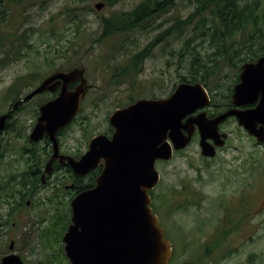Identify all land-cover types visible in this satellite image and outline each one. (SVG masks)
Instances as JSON below:
<instances>
[{
	"label": "rangeland",
	"instance_id": "rangeland-1",
	"mask_svg": "<svg viewBox=\"0 0 264 264\" xmlns=\"http://www.w3.org/2000/svg\"><path fill=\"white\" fill-rule=\"evenodd\" d=\"M26 1L30 7L31 47L27 57L18 61L20 63L14 62L13 66L0 69V112L7 106L6 89L13 77L28 76L33 90L52 72L84 68V77L95 89L86 94L77 120L61 137L68 151L81 149L83 142L94 132L103 131L114 109L126 107L151 94L159 98L168 97L172 87L181 83V77L189 76L193 62L191 52H198V58L204 62L210 60L217 49L216 45L202 43L200 32L193 33L191 27L180 35L173 30L156 46L150 47L152 40L170 28L176 19H185L193 12V0H178L148 30L116 33L104 39L101 37V20L113 14L128 13L143 0H120L112 5L102 0ZM96 3H103L104 6L96 10ZM188 39L190 42L186 46ZM243 40L244 36L238 33L228 45L230 49L232 46L237 48ZM147 48L148 55L140 62L136 72L139 71L132 73L128 84L122 85L120 78L115 77V71ZM225 60L218 57L215 63H209L207 87L204 86L210 98L209 106L204 108L207 116L225 109L228 103L226 97L244 64L236 58L231 63ZM203 75L199 72L197 79ZM196 83L201 84L199 81ZM48 97L42 95L35 98L32 107ZM30 119L28 113H21L15 124L0 134V148L3 154L5 152L0 162V182L10 174H21L27 168L22 147L28 141ZM221 125L228 137L225 146L214 158L201 156L199 138L195 134L187 149L175 153L168 162H156L160 181L152 191L151 205L172 244L171 264L264 262V205L258 209V204L264 203V145L257 144L234 119L230 118ZM42 146L39 143L36 148L39 150ZM62 174H56L49 184L41 185L32 197H25L28 206L22 208L16 227H0V259L9 252L12 240L16 254L25 259L24 264H67V260H63V246L59 244L61 225L49 231L46 238L39 237L41 228L55 218L57 205L52 200L55 193L62 195V202H65L61 212L69 208L70 190L65 187L71 183L62 180ZM57 188L61 189L60 192H56ZM243 194V204L252 198L251 206L254 205L258 212L252 219L256 228L254 238L238 246L225 241L232 237L226 235L230 229L242 225L241 221L237 222L241 206L231 207L224 198L235 203ZM222 204L226 205L228 216L226 222L222 220L221 223ZM0 205V216L4 219L7 206L3 202ZM42 218L47 221L39 227L36 222ZM217 227L224 229L225 233L222 230L216 233Z\"/></svg>",
	"mask_w": 264,
	"mask_h": 264
},
{
	"label": "water",
	"instance_id": "water-1",
	"mask_svg": "<svg viewBox=\"0 0 264 264\" xmlns=\"http://www.w3.org/2000/svg\"><path fill=\"white\" fill-rule=\"evenodd\" d=\"M103 6L96 3L94 7L100 10ZM238 78L230 99L233 107L214 117L203 110L210 104L204 86L182 82L166 98L139 99L114 110L109 117L114 129L111 139L98 135L79 160L66 158L64 165L76 176L86 175L104 161L95 186L70 201V224L62 237L68 264H170L171 243L152 213L148 194L160 180L155 164L170 161L174 152L185 150L195 133L201 156L214 158L227 138L219 133V125L229 118H234L257 144L264 145V54L255 62L244 63ZM74 83L77 85L69 90L68 85ZM58 87V95L40 106L29 135L31 143L46 136L52 145L53 155L44 167L42 184L58 155L57 133L73 121L88 89L84 68L46 77L26 100ZM254 104V108L240 109ZM8 117L9 113L0 116V133ZM1 264L23 262L10 254Z\"/></svg>",
	"mask_w": 264,
	"mask_h": 264
},
{
	"label": "trees",
	"instance_id": "trees-1",
	"mask_svg": "<svg viewBox=\"0 0 264 264\" xmlns=\"http://www.w3.org/2000/svg\"><path fill=\"white\" fill-rule=\"evenodd\" d=\"M108 5L115 4L120 0H102ZM178 0H143L141 3L128 13L113 14L108 18H103L100 22L102 33L101 37L109 38L116 33H126L132 30L145 31L148 30L153 23L156 25V19L168 11V9L175 6ZM195 8L185 19H176L174 24L167 29L163 34L156 37L151 42V46L157 45L162 37L168 35V31L175 32L176 35H180L184 30L191 27L193 33L199 31V37H201L202 43L207 42L209 45H216V52L212 54V58L207 61H200L198 52H191V58L193 62L189 68L190 74L186 77H181V83H196L197 81L207 87V74H209L210 64L215 63L216 59H226L231 63L233 59L245 62H254L260 56L264 54V0H193L191 1ZM241 33L244 36V40L238 47L230 46L228 43L232 38ZM186 40V46H188ZM149 47V48H150ZM149 48L144 50L138 55H134L129 62L124 66H121L115 71V74L120 76L125 74L129 77L132 73L140 67V62L148 55ZM231 50V51H230ZM182 54L178 53V56ZM243 55V57H241ZM225 60V61H226ZM139 71V70H138ZM137 71V72H138ZM136 72V73H137ZM199 72H203L204 75L200 76L201 79H197ZM190 78V80H188ZM236 82L238 79L235 80ZM232 89L229 90V95L226 97L228 103L224 108L230 106V96ZM213 115V114H212ZM210 115V116H212ZM3 152V151H2ZM2 157L0 156V162ZM41 172V166H30L23 174H10L8 178L0 182V204L3 202L7 206V211L3 219L0 216V227L3 226H17L21 216L20 212L22 208L26 207L25 197H32L37 193L38 188H41L40 180L37 177ZM50 182L47 181V184ZM93 184V183H92ZM89 185V187L92 186ZM77 192L82 191L86 187L76 186ZM60 188H57L56 192H60ZM2 194L5 195V199H2ZM68 201L72 199L74 193L70 191ZM152 194V192H150ZM54 198L57 205L55 218L46 226L40 230V238H46L49 231H53L55 227H60V237L65 231V228L69 222L68 215L70 210L61 212L62 206L65 202H62V195L55 193ZM1 206V205H0ZM66 218V219H65ZM60 219H63V221ZM47 219L42 218L37 220L36 224L42 225ZM11 222V224H10ZM48 231V232H47ZM208 249V248H207ZM65 260V258H63Z\"/></svg>",
	"mask_w": 264,
	"mask_h": 264
},
{
	"label": "flooded vegetation",
	"instance_id": "flooded-vegetation-1",
	"mask_svg": "<svg viewBox=\"0 0 264 264\" xmlns=\"http://www.w3.org/2000/svg\"><path fill=\"white\" fill-rule=\"evenodd\" d=\"M171 32H172V30L168 31V35ZM101 33H102V31H101ZM30 35H31V27H30L29 3L26 0H12V1L2 0V1H0V69L3 70V69H6L8 67H11V66H13L14 62L20 63L18 61L27 57V55L30 51V47H31ZM162 39H163V37H162ZM23 66L25 67L24 64H23ZM56 72H67V71H56ZM56 72H52L49 75H47L46 77H48V76H50ZM113 73H114V71H113ZM137 75H139V74H137ZM27 77L28 76H26L24 74L18 75L15 78L13 77L7 86V89H6V91H7L6 92V98L8 99V101L6 100L7 106L4 110H2L0 112V116L9 113V117L6 120V125L4 128L5 131L8 130L11 126H13L15 124L14 121L16 120V118L21 113H28L31 116L30 125L28 128L29 134H30L32 132L33 127L36 123V120L40 114V111H39L40 106L43 105L44 103H46L47 101L54 99L60 91V87H58L54 92L46 91V92L35 95L34 97L26 100V97L40 84L39 83L33 90H31L30 83L27 80ZM115 77L120 78V80L122 81V85H123V84H128V82H129L128 80H130V78L132 77V74L129 75V77L125 74H122L120 76L115 74ZM131 82L134 83V80L131 79ZM238 82H239V79L235 84H237ZM87 84H88V82H87ZM76 85H77V83L69 84L68 89L72 90ZM134 88L135 89L137 88L136 85H134ZM94 89H95V86L88 84V89L86 91V94L89 91L94 90ZM173 91H174V88L172 87L171 93ZM86 94H85V96H86ZM42 95H48L49 97L46 100H44L42 103H39V104L37 103V106L35 105V107L33 108L32 107V104H34L33 100H35V98L42 96ZM84 98L81 101V106H82V102H83ZM139 99L157 100V99H162V98H159V97L151 94L149 96H143ZM81 106H80V110L82 108ZM255 106H256V104L251 105V106H245V107H242L240 109L246 110V109L254 108ZM232 107L233 106L230 104V106L225 108L223 111H226ZM121 108H124V107H121ZM116 109H118V108H116ZM116 109H114V110H116ZM80 110H79V112H80ZM223 111H221V112H223ZM79 112L76 115V117L74 118V120L72 121V123L77 120V116H79ZM221 112L215 113L212 116H208V117H210V118L214 117ZM111 114H109V116L107 118L106 128L101 132H94L89 137L88 140H85L83 142V147L79 150L74 151V152L68 151L64 147V144L62 143V140H61L62 135L67 130L69 125L57 133L58 155L52 161L51 173L49 175L45 176V184L47 183V181L50 182L51 178L55 177L56 174L63 173L62 174V176H63L62 180H65V181L67 180L71 183L70 185H68V187H69L68 190H71L74 193L73 196L77 195L78 193H80L84 190L91 189L92 187L95 186L96 178L100 175L102 168L104 166L103 160H100L98 162L97 166L84 176L74 175L71 168L68 165H64V164L67 163L66 158H72L76 161L79 160L81 158V156L87 152L88 144L91 141V139H93L94 137H96L98 135H103L106 138L111 139L112 134L114 132V129L109 124V117ZM231 119H233V118H231ZM3 132L4 131H2L1 133H3ZM219 132L224 133L222 131V125L219 126ZM29 134L27 135L26 141L27 140L29 141ZM252 139L254 140V138H252ZM27 142L25 143V146L22 147L23 155H25L24 163H26L27 168L21 172V175H24L23 173L26 170H28V168L32 165L34 167L35 166H41V172L38 173V175H37V177L39 178V180L41 182V175L43 174L44 167L50 161V159L52 158V155H53L51 142L49 141V139L46 136H44L37 143H31L30 141H29L30 143H27ZM39 143L42 144L43 146L38 150V148H36V146ZM222 149L223 148L217 149V153ZM2 151L3 150H1V148H0V156L2 158H4L5 152L3 154ZM58 156H61L62 158H60ZM55 179H57V178H55ZM91 184H92V186L89 187V185H91ZM70 186H72V188H70ZM76 186H84L86 188L83 189L82 191L77 192L75 190L77 188ZM244 191H247V190H244ZM243 199H244V194L242 195V197L239 200L237 199V201L235 203L233 201H230L231 199H229V198L227 200L224 198V200L227 201L226 204L230 205L231 207H233L234 205L237 206L238 204H239V206H241V207H239V217H238L237 222L241 221L242 225H237V226L233 227L232 229H230V232L226 235H228V237L229 236H232V237L229 238L227 241H225L226 243H231L233 245L235 244L238 246L243 244V243L249 242L252 238H254V233H255L256 228L252 224V219L254 218L255 213L258 212V209L264 205V203H259L258 209L256 210L254 205L251 206L252 198L245 204H243ZM151 204H152V201H151ZM195 204H197V203H195ZM151 208H152V205H151ZM220 210L223 211V213L219 217V221H221V223H222V220H223V222H226V218L228 216V213L226 211L227 210L226 205L222 204L220 206ZM152 211H153V208H152ZM70 216H71V211L68 215V220H69L68 224L70 223ZM61 220L63 221V219H60V221ZM68 224H67V226H68ZM60 225H62V222H60ZM14 227H16V226L14 225ZM222 228H224V225H222ZM222 228L217 227L216 233H218L220 230H222ZM65 230H66V228H65ZM163 231H164V228H163ZM222 233H225L224 229L222 230ZM164 235H165V232H164ZM228 237H226V238H228ZM165 238L167 239L166 235H165ZM230 240H232V242ZM61 241H62V236L60 237V242ZM11 242L13 244H12V249L10 250ZM171 246H172V244H171ZM23 247H25V245ZM14 248H16L14 246V241L11 240L9 243V246H8L9 252L5 253L2 258H4L7 255H10V254L17 255L16 254L17 250ZM172 256H173V254H172ZM172 256H171L170 261L172 260ZM19 257L21 258V260L23 261V264H24L25 259L23 258V256H19ZM2 258L0 259V264H1ZM261 264H264V262Z\"/></svg>",
	"mask_w": 264,
	"mask_h": 264
}]
</instances>
